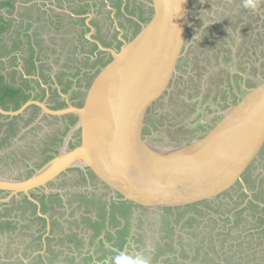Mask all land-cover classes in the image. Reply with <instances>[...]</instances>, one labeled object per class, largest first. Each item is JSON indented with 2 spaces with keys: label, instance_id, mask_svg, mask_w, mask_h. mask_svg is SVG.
<instances>
[{
  "label": "rangeland",
  "instance_id": "obj_1",
  "mask_svg": "<svg viewBox=\"0 0 264 264\" xmlns=\"http://www.w3.org/2000/svg\"><path fill=\"white\" fill-rule=\"evenodd\" d=\"M18 1L20 2L19 7L21 5L20 8L24 11H28L30 5L37 3L41 7L35 6L36 9L47 12L45 23H48V26L45 28V36L47 37L45 43L48 44V47L41 52L43 57H48L47 68L49 69L46 73L51 75L54 68L58 70L60 68L62 72L74 73V80L82 81L83 96L77 92L80 91L79 89L75 93L74 84L69 90L65 88L68 92L70 91L72 97L69 99L74 104L83 102L84 93H86L93 77L107 63V60L103 59L102 62L99 58L100 55L102 56L104 52H107L100 50L97 42H88L87 37L91 41L93 39L98 40L101 38L102 30L111 28L113 34L111 37L113 38L108 36L109 40L117 41L119 34L117 31L120 32V29L125 34L121 36L127 37L128 40L133 37L141 28V23L146 22L152 13V8L149 5L150 0H23L24 3L26 2L25 4H22L21 0ZM244 3L245 0H191L188 46L181 58L178 70V75L180 74L182 78L178 76L174 79L165 97L149 112L146 120V133L152 135L154 141L179 143L198 138L197 135L200 130H206L210 124L218 119L217 115L214 120H210L214 111L228 108L230 103L238 101L246 94L242 89L243 81H246L244 76L250 77L249 71L251 72L259 65H261L260 71L264 72V17L261 21L254 19V16L257 15L264 16V0H259L255 10L244 7ZM60 6L66 8L65 10L70 13L68 15L56 13L54 7L60 8ZM2 7L6 8L7 6ZM15 7L16 3L12 10ZM4 11L6 12L5 9ZM81 11L91 12L89 13L91 15L72 16V14L81 13ZM247 13L251 17L253 16L252 19L248 18ZM88 24H91L93 29ZM17 25L19 24L13 23L10 28H17L19 32H22V35L29 34L30 29L26 25H23L21 30V27ZM109 32L110 30H108ZM101 39L103 40V38ZM117 43L119 47L122 45V42ZM63 44H66L71 50L67 53L62 52ZM111 46L109 44V47ZM37 48H42V44L37 45ZM65 50L67 51V49ZM29 62L34 61L32 59ZM92 70L93 73L88 77L83 73H89ZM188 72L194 78L200 75L201 80L186 87L184 82L187 78H183L184 75L182 74ZM77 76L78 78H75ZM63 77V74L60 75V78ZM191 80L192 78H189V81ZM230 80H232L231 85ZM260 81H262L260 78H254L253 82L255 83L253 84H258ZM62 92L67 94L63 90ZM8 100L11 108H18L15 107L17 104L15 98H8ZM51 103L52 106L63 108L66 98L61 102L54 100ZM218 105L221 107L217 108ZM34 109V106L31 105L25 110V112L28 111L27 119L24 120L27 128L22 131L23 133L10 130L11 123L14 122L8 117H0L1 121L6 119L0 125V175L2 176L14 175L19 176V178L26 176L30 171H33L30 164L36 166L37 161L31 158H42L43 151L47 154V151L41 148L50 149L60 145L59 142L61 141L57 140L58 143H56L53 138L54 132L47 136L42 134L41 127L33 124L41 113L40 109L35 111ZM16 116L18 117L15 121L20 119L23 122L22 114ZM41 121L49 123L45 119H41ZM28 126H30V130ZM3 129L6 131H2ZM15 133L20 135L16 136ZM77 134L79 133L77 132ZM27 139L30 140L28 143L32 146L27 145ZM250 172V180L256 178L255 185L252 187L255 188L260 178L264 179V150ZM72 180L75 179L72 178ZM72 180L70 177L64 178L52 187L54 189L66 188L65 196H68L67 192L72 191L70 187L73 189L82 185L84 187V184L75 185V181ZM245 181L248 191L239 188L230 196L225 197L223 200L228 203V206L221 205L219 201H216L208 209L207 206H200L203 209L202 212H199L200 214L192 208L177 209L174 212L157 211L151 214L149 212L142 214V211V215L130 221L131 228L128 229V238L133 240L135 235L145 236V229L150 226L151 229L146 235L147 237L151 236L152 239V242L148 244L149 247L156 249L159 241L160 243L163 240L171 242V237L177 236L178 240L180 237L181 242L178 243L177 250H182V252L183 249L186 250V253L182 254L185 264L193 262L201 264V260L205 261L203 264H264V194L262 198L260 195H256L261 189L260 183L255 189H252L249 181ZM4 193L7 194V192L0 191V198L6 197ZM33 196L36 200L41 198L37 196V193ZM25 198L18 199L20 200L18 203L14 200L13 203L5 207L6 209L2 204L3 202L0 203V211H4L2 215L14 217V221L10 219L9 223L8 218L4 222H1L0 219V255H7L5 257L7 261H16L15 259H17V262L22 261L23 264H26L29 257L28 253L32 252L34 245L32 229L37 230L39 228L33 226L30 229L29 217L34 210V205L31 202L33 200L28 198L29 201H26ZM252 202L259 204V206L254 209ZM81 205L79 208L89 209L87 213L92 214L93 210V213H97L99 218L107 221L105 211L110 209L106 204L103 207L96 206L97 208H94L81 199ZM115 214L117 212H112V215L108 214L110 218L108 222L112 225L111 229L113 230L115 227L125 228L124 225L128 222H122L117 218V215L113 216ZM126 214L128 213L125 212L124 215ZM210 216L214 220L218 219L216 224L214 220L208 219ZM235 219L240 220L239 224L232 231H229V234L223 235L222 231H227ZM86 220L88 219L86 218ZM14 224H18L17 228L20 229L17 234L14 231ZM99 229L107 235L105 239L117 240L116 231H113L114 233L106 232V223L103 222ZM219 231L221 234L217 235ZM67 234L70 235L69 232ZM81 237L83 238V236ZM97 238L99 237L95 236L93 240L96 241ZM102 238L104 240V237ZM57 242L60 243L59 246H62L63 242L59 240ZM16 245L20 246L19 251ZM23 250H26L27 253L23 254ZM119 250L122 251V247ZM95 251L96 257L103 256L104 259L110 257L106 252L110 250H106L103 245L98 244L91 246L87 254L85 251L81 252L82 254L78 258L82 256L84 258L79 259L81 260L79 264L86 260L85 257H91ZM116 253L114 252L112 256L115 258L113 263L120 264V259L117 257L118 255L121 257V254L116 255ZM10 254L12 255L10 256ZM47 254L52 257L55 252L50 251ZM39 257L43 258L44 254ZM126 258L125 264H130L132 258L130 260H128V256ZM6 259L3 258V260ZM47 262L51 263V260L48 259ZM52 262L56 264L54 260ZM39 263L33 261V264ZM67 264H71V262H67Z\"/></svg>",
  "mask_w": 264,
  "mask_h": 264
},
{
  "label": "water",
  "instance_id": "obj_2",
  "mask_svg": "<svg viewBox=\"0 0 264 264\" xmlns=\"http://www.w3.org/2000/svg\"><path fill=\"white\" fill-rule=\"evenodd\" d=\"M152 13L93 77L81 105L51 109L30 99L13 117L37 104L57 116L73 114L72 134L53 158L21 179L0 177V203L33 196L73 167L89 171L117 200L151 211L177 210L224 199L247 189L246 175L264 150V79L223 111L205 134L182 142H156L146 133L149 112L167 94L185 54L191 0H150ZM91 14H89L90 16ZM91 29L93 26L88 24Z\"/></svg>",
  "mask_w": 264,
  "mask_h": 264
},
{
  "label": "crops",
  "instance_id": "obj_3",
  "mask_svg": "<svg viewBox=\"0 0 264 264\" xmlns=\"http://www.w3.org/2000/svg\"><path fill=\"white\" fill-rule=\"evenodd\" d=\"M21 2L22 4L26 3V2L24 3L23 0H21ZM15 3H16L15 9L13 10L11 9L10 12L8 11L9 9L8 7L0 8V15L4 13L5 18L14 20V23L19 24L17 26H20L21 28L23 25H26L27 28L30 29L29 34L31 35V40L35 39L37 43L34 42V45L36 46L33 45V47L30 49L29 52L31 53L27 52L28 48L22 49V45H21L20 48L13 50L11 53L0 56V77L2 78L0 80L1 82L0 96L2 95V93H4V90L6 89L9 90V94L5 96L3 102H0V105L6 110H15L11 108L12 106L8 100V98H15V102L21 103V106L30 99H34V100L45 101L51 109L62 108L59 106H52L51 102L54 100L61 102L65 98L67 99L72 97L70 96V91L68 92L67 90H69V88L73 86V84L75 85L73 86V89L75 91L77 89L81 90L83 87V85H81L82 81L74 80L73 79L74 73H69L66 71L62 72L60 68L59 70L57 68H54V71L52 72L51 75L46 73L49 69L47 68L48 57L47 58L43 57L41 55V52L46 50L48 47V44L45 43V41H47L46 39L47 37L45 36V28L48 26V23L47 24L45 23L47 12L45 13L44 10L36 9L35 6H39L37 3L33 4L34 8L30 11H24L23 9H21L18 5L20 3L19 1ZM18 8H20V10H18ZM54 8H55L54 9L55 12L58 14L68 15L70 13L68 10H65L66 8H63L62 6H60V8H56V7ZM4 9L6 10V12L4 11ZM26 12L32 15V18L27 19L25 14ZM89 13L91 12L87 13L81 11V13L77 12V14H72V16L81 17V16H86ZM28 22H32L33 25L31 26L27 25ZM121 31L123 32V30ZM87 39L89 40L88 42L91 43L96 42L93 40L91 41V39H89L88 37ZM99 39H98L99 42H102L101 44L105 45V48L109 47L111 40L108 41L105 38H104L105 40H102L101 38ZM23 40L24 43L26 44L27 41H29L27 37L24 38ZM106 41H108V44H105ZM39 44H42V48L40 49L37 48V45ZM98 47L100 50L106 51L107 53H112L111 51H109V49L105 50L100 46ZM65 49H67V51ZM70 50L71 49H69V47L66 44H63L62 52L64 51L65 53H67ZM49 51L51 52V49H49ZM53 51L55 50L53 49ZM84 55L86 56L87 54ZM31 56L34 61L32 63L28 61L31 59ZM77 57L79 58V55H77ZM100 61L102 60L100 59ZM83 73L88 77L93 73V70L90 71L89 73L88 72H83ZM62 74L64 75V77L60 78V75ZM75 78H78V76ZM15 89L19 90L20 94H16L14 97H12V93L10 91ZM62 90L67 92L68 95L64 94ZM33 106L35 108L34 111L40 109L41 112L38 118L35 120V123L33 124H37L35 126H39L42 128L41 129L42 134L48 136L51 132H54L53 138L54 140H56V143H58V141H61L60 139L62 138L64 133H66V131L70 133V134L68 133L69 137H72V132H71L72 123L70 116L67 117L66 114L63 116H57L48 111L43 110L41 106L37 104L32 105V107ZM65 106L66 104L64 103L63 107ZM20 107H18L17 109H19ZM27 112H24V114H22L21 118L23 119V122L20 121L19 119L18 121L16 120V123H11L12 126L10 130L12 131L16 130L19 131V133L20 132L23 133L22 131L27 128L25 126L26 124L24 121L27 119L26 118ZM0 117H6V115L1 114ZM41 119H45L46 121H49V123H44L41 121ZM53 122H55V124H52ZM2 123H4V120L1 121L0 119V125ZM56 125H58L59 128H57ZM30 126H28L29 130H30ZM56 129L58 130L56 131ZM2 131H6V129H3ZM19 133H15L17 134L16 136H19L20 135ZM24 133L26 132L24 131ZM56 135L58 136V138L55 137ZM68 140H70V138H68ZM29 141L30 140L27 139V145H30L28 143ZM59 143L60 145H58V147L51 148V151H47V154L45 151H43L42 158H31L37 162H36V166H33L31 164L30 166L33 167V169L34 168L37 169L39 168L38 166L39 164L44 165L46 162H48L50 160V156L53 155L62 146L61 142ZM46 148L47 147H43L41 149L45 150ZM46 155H50V156L45 157ZM6 176L7 175L5 176L0 175V177H6ZM7 177L19 179V176L17 177L14 175ZM56 181L48 184L49 185L48 191H46L45 189L46 193L48 192L52 193L51 197H45L42 196V192H36L41 195L40 196L41 198L38 200L39 203L35 201H31L34 205V210L31 213V216L29 217V220L31 221V225L29 226L30 229L33 226L36 227L38 226L39 228L37 230L32 229V236L34 238L32 242L34 245L32 246V252L28 253L29 257L27 258L26 264H33L34 258L36 257L38 258V256H42L43 254H44V257L42 258L44 260L43 264H54L52 260H54L56 264H67V262H71V264H79V262L81 261L79 259L84 258L83 256L78 258V256L82 254L81 252L85 251L87 254L91 246H95L98 244L103 245L106 250H110V251H106L108 255H110V257H108V259L106 258L104 259L103 256L96 257L97 254L95 251L94 254H91V257L89 258L85 257L86 260L84 262H81V264H114L113 262L115 258H112V256L113 253L114 252L116 253L117 251L119 254H121L120 257V255L116 253V255H118L117 258L120 259V264H125V262H127L126 261L127 258L125 259V257L127 256H128V260L132 258V262L130 264H137V258H141V259L146 258V264H185L184 260L182 259V254L186 253L185 252L186 250L183 249V252L182 250H177L178 243L181 242L180 237L179 240L177 239V236L171 237L170 238L171 242L168 240H163L160 243L159 241L158 244L156 245V249H153L148 245L152 242L151 236L149 237L146 236L147 232H149V230L151 229L150 226H148L145 229L146 232L145 236L135 235V238L133 240L128 238V234H129L128 229L131 228L130 227L131 225L129 223H131L130 222L131 220H134L137 216H140L145 212L146 213L149 212L151 214L152 212H157L158 210L151 211L148 209L137 207L136 205L130 202L115 199L109 191H105L104 188L99 185L97 179H93V183L88 182V184L84 186V188H81L83 190H86L84 191V193L80 192V190L76 191L70 187L72 191L67 192L68 196H65L67 191L66 188L54 189L52 187L53 185H55ZM4 195L7 196L6 193H4ZM74 199L76 200L74 201ZM81 199L89 206L94 208H97L96 206L103 207L104 204H106L110 209L107 212L105 211L106 213L105 218L107 221L105 222L101 217L99 218L97 213L95 214L93 213V210H92V214H89L87 213L89 209L86 210L83 208H79L82 206ZM12 200H10L12 202L2 203L4 204V208L9 206L11 203H13L14 200L16 201V203L20 202L18 198L17 199L14 198ZM212 203L213 202H211L210 204ZM203 205L204 204L199 205L198 207ZM112 212H117V214L113 216L117 215V218L119 220H122V222L125 223L128 222V224L124 225L125 228L115 227L113 228V230L111 229L112 225L111 223L108 222V220L110 219L108 217L109 216L108 214L110 213L112 215ZM125 212H127L128 214L124 215ZM159 212H168V211L164 210ZM3 213L4 211L1 210L0 211V219L2 220L1 222H4L6 218H8V223L10 219L14 221V217L11 218L7 217L6 214L2 215ZM123 217H125V219H123ZM86 218L88 220H86ZM103 222L106 223V232H112V233H114L113 231L117 232L116 241L110 240L109 238H106L107 240L105 239L107 235L103 234V232H101L102 230L99 229L100 225ZM14 226H15V230H14L15 233L17 234L18 230L19 233L20 229L17 228L18 224H14ZM68 232L70 235L67 234ZM81 236H83V238ZM95 236L99 237L97 238L96 241L93 240ZM108 236L110 235L108 234ZM102 237H104V240ZM58 240L60 242H63L62 246H59L60 243L58 244L57 242ZM34 247L36 250L34 249ZM121 247H122V251L119 250V248ZM16 248L19 251L20 246L16 245ZM50 251L55 252V254H53L52 257L51 255L47 254ZM22 253L24 254L27 252L26 250H23ZM86 254L83 255L87 256ZM46 257L47 260L48 259L51 260V263L47 262ZM3 258L6 259L5 256H3ZM200 263L203 264L205 263V261L201 260ZM191 264H196V262H193Z\"/></svg>",
  "mask_w": 264,
  "mask_h": 264
},
{
  "label": "flooded vegetation",
  "instance_id": "obj_4",
  "mask_svg": "<svg viewBox=\"0 0 264 264\" xmlns=\"http://www.w3.org/2000/svg\"><path fill=\"white\" fill-rule=\"evenodd\" d=\"M239 11H241V9H239ZM247 16H248V18L249 19H252V17L247 13ZM264 16L262 15H257V16H254V19L255 20H260L261 21V19L263 18ZM191 18V17H190ZM259 24H261V23H259ZM104 27V26H103ZM101 28V27H100ZM107 28V27H106ZM108 30H110V32L108 33ZM122 29H120V32L119 31H117L119 34H118V36H117V41H114V40H111V42H110V45H112V47H114L115 49H119L120 47H119V45H118V43L117 42H122L123 43V40L122 39H126L127 40V37L126 38H123V36L125 35V34H123L122 33V31H121ZM112 31H111V28H107L106 30H102L101 31V35H100V37L101 38H103V40H105V39H107L108 41H109V38H108V36H113V34L111 33ZM123 34V36H121ZM115 35V34H114ZM134 36V35H133ZM105 38V39H104ZM111 38H113V37H111ZM108 41H106V43L105 44H108ZM121 43V44H122ZM69 49H70V47H69ZM101 60H103V59H105V60H107V62H109L111 59H112V53H108V55H107V53H104V54H102V56L100 55V57H99ZM182 58V57H181ZM180 62H181V59H180V61H179V65H180ZM179 65H178V70H179ZM260 69H261V65H259V66H257V68H254V69H252V71L250 72L249 71V73L251 74V76L250 77H248V78H250V79H248L247 77H246V75L244 76V74H243V76L245 77V80L246 81H243V84H242V89H244V91H245V93L247 92V89H249L250 87H253L254 85H256V84H253V83H255V82H253V79L254 78H260V80H262V79H264V72H262V71H260ZM228 71H230V70H228ZM241 74V75H242ZM84 75V74H83ZM182 75H184V77L183 78H187V80L184 82V84H185V86L187 87V86H192L193 85V83L194 84H196V82L197 81H199V80H201L200 78H201V76L199 75L197 78H194L192 75H191V73H187V74H182ZM229 75V74H228ZM237 75V74H236ZM178 76H179V78H182V76L179 74H177L176 75V78H178ZM231 77V76H230ZM189 78H192V80L191 81H189ZM223 79V78H222ZM231 83H232V80H230V85H231ZM81 85H83V83L81 84ZM251 85V86H250ZM77 92H79L80 93V95L81 96H83V91L82 90H80V91H77ZM76 91H75V93H77ZM85 94V93H84ZM67 95H68V93H67ZM85 96V95H84ZM83 100H84V97H83ZM82 100V101H83ZM73 103V102H72ZM83 102H81V103H75V105H81ZM235 103H237V101H234L233 103H230V105H232V104H235ZM66 105H67V99H66V103H65ZM221 106H217V108H220ZM229 107V106H228ZM226 109V108H225ZM225 109H217V111H214L213 112V117L212 118H210V120L212 121V120H214L216 117H217V115H218V119L216 120V121H214V123L213 124H210L209 125V127H207L206 128V130H204V131H202V130H200V132L198 133V135L197 136H202L203 134H205L210 128H212L216 123H217V121L221 118V116H222V114H223V111L225 110ZM16 110V109H15ZM66 116L68 117V116H70L71 117V123H72V125L73 124H75V122L77 121V116H75V115H70V114H66ZM6 117H8L9 119H12V120H14V119H16V117H18V116H13V117H10V116H6ZM15 117V118H14ZM6 120V119H5ZM4 120V121H5ZM73 120V121H72ZM209 121V120H208ZM207 121V122H208ZM18 123V122H17ZM58 123V122H57ZM204 124V123H203ZM56 127L57 128H59L58 127V125H56ZM55 127V128H56ZM200 129H203V128H200ZM58 129H56V131H57ZM68 133L69 132H67L66 131V133H64V135L62 136V138H61V145L62 144H64V142H65V140H66V136L68 135ZM56 138H58V136L56 135L55 136ZM60 139V138H59ZM79 143V134H77V133H74V134H72V137H70V140H68V142H67V144L69 145V147L70 148H73L75 145H77ZM46 151H51V148L50 149H48V148H46L45 149ZM58 151L59 150H57L53 155H46L45 157H49L50 156V159L51 158H53L54 156H55V154H57L58 153ZM43 165V164H42ZM41 164H39L38 166H39V168L42 166ZM35 170H36V168H34L33 169V171H30L29 172V174H27L26 175V177H29V176H31L34 172H35ZM249 173H251V172H249ZM249 173L247 174V175H249ZM62 176H63V178H62ZM68 177H70V179L72 180V178L73 179H75V180H72V181H75V185H82V184H84V186H86L87 184H88V182H90V183H93V179H95V177L91 174V172H89V171H86V172H84L81 168H78V167H73V168H71V169H69V171L68 172H66V173H64V174H62L59 178H58V180L56 181V183L58 184L59 182H61V180L62 179H64V178H68ZM89 180V181H88ZM55 183V184H56ZM81 188H84L83 187V185L82 186H78L77 188H75L74 190H76V191H78V190H80V192H83L84 193V191H86V190H83V189H81ZM243 190V189H242ZM242 190H240V191H242ZM38 194V193H37ZM33 195H36V193L34 192L33 193ZM51 195H52V193L51 192H48V193H46L45 192V190L44 189H42V196H45V197H51ZM37 196H41L40 194H38ZM26 197V196H25ZM26 198H28V197H26ZM223 200V199H222Z\"/></svg>",
  "mask_w": 264,
  "mask_h": 264
},
{
  "label": "trees",
  "instance_id": "obj_5",
  "mask_svg": "<svg viewBox=\"0 0 264 264\" xmlns=\"http://www.w3.org/2000/svg\"><path fill=\"white\" fill-rule=\"evenodd\" d=\"M16 1H18V0H0V7H2V6H7L9 9H8V11L10 12L11 11V9L14 7V5H15V2ZM26 1H28V0H26ZM20 7H21V5H20ZM34 8V6L33 5H30V7H29V10L28 11H30V10H32ZM26 14V17H27V19H30V18H32V15H30L28 12H26L25 13ZM40 20V19H39ZM38 20V21H39ZM13 23H14V20H12V19H7V18H5V16L3 15V14H1L0 15V56H3V55H7V54H9V53H11L13 50H16L17 48H20L21 47V45H22V49L24 48H28V51L27 52H29L30 51V49L33 47V45H34V42L35 43H37L36 42V40L34 39V40H31V38H29V37H31V35L30 34H26V35H21L22 34V32H19L18 31V29L17 28H14L13 29V27L12 28H10V26L12 25L13 26ZM27 25H29V26H31V25H33V23L32 22H28L27 23ZM22 28H20V30H21ZM28 38L29 39V41H27V44L26 43H24V38ZM10 42H11V44H10ZM11 45V46H10ZM29 53H31V52H29ZM30 60H32V56H31V59ZM30 60H28V61H30ZM2 78L0 77V80H1ZM0 88H1V82H0ZM4 89V88H3ZM11 93H12V97H14L16 94H20V92H19V90H17V89H15V90H11L10 91ZM9 94V90H4V93H2V95L0 96V102H3V100L5 99V96L6 95H8ZM20 105H21V103H17L16 104V106L15 107H20ZM1 115V114H0ZM13 122L14 123H16V121L15 120H13ZM249 175H250V173H249ZM249 175H246V177H245V180H247V181H249V185H250V187L252 188V187H254V185H255V179H252V180H250V177H249ZM260 180H261V182H260ZM260 180H259V183L261 184V186H259L260 188V190H259V192H257V196L258 195H260L261 196V198L263 197V192H264V179H262V178H260ZM258 183V185H260ZM257 185V186H258ZM256 186V187H257ZM255 187V188H256ZM263 187V188H262ZM255 188H252V189H255ZM260 193V194H259ZM25 200L26 201H29L28 200V198H25ZM211 203V202H210ZM209 202L208 203H205L203 206H207V208L208 207H210V204ZM219 203L221 204V205H225V206H228V203L227 202H225L224 200H220L219 201ZM253 203V206H254V209L257 207V206H259V204H257V203H255V202H252ZM248 207H250L249 205H248ZM188 208H192V209H194V211L195 212H197L198 211V213L199 212H202L203 211V209L201 208V207H198L197 205H194V206H189ZM197 211H196V210ZM166 211H168V212H173L174 210H169V209H166ZM179 212V211H178ZM200 214V213H199ZM194 217V216H193ZM194 218H196V217H194ZM209 220H214L213 218H212V216H210L209 218H208ZM226 221H227V219H225ZM214 222H215V224L217 223V219L216 220H214ZM239 222H240V220L239 219H235L234 221H233V223L231 224V225H229V227H228V229H227V231H222V233H223V235H225V234H229V231H232L235 227H236V225L237 224H239ZM222 225V224H221ZM221 234V231H219L218 232V234L217 235H220ZM239 236H240V233H239ZM7 253V252H6ZM12 254H10V256H11ZM5 257H7V255L5 256ZM16 261H7V259L6 260H3V256H1L0 255V264H23V262L22 261H20V262H17V259H15ZM34 261H38V262H40L39 264H43L44 263V260L41 258V257H39L38 256V258L36 257V258H34Z\"/></svg>",
  "mask_w": 264,
  "mask_h": 264
},
{
  "label": "clouds",
  "instance_id": "obj_6",
  "mask_svg": "<svg viewBox=\"0 0 264 264\" xmlns=\"http://www.w3.org/2000/svg\"><path fill=\"white\" fill-rule=\"evenodd\" d=\"M259 0H245L244 7L255 10L258 7ZM137 264H146V258H137Z\"/></svg>",
  "mask_w": 264,
  "mask_h": 264
},
{
  "label": "bare ground",
  "instance_id": "obj_7",
  "mask_svg": "<svg viewBox=\"0 0 264 264\" xmlns=\"http://www.w3.org/2000/svg\"><path fill=\"white\" fill-rule=\"evenodd\" d=\"M21 178H24V177H21ZM21 178H19V179H21Z\"/></svg>",
  "mask_w": 264,
  "mask_h": 264
}]
</instances>
